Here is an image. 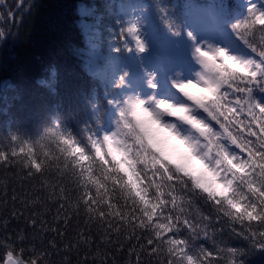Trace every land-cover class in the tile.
I'll list each match as a JSON object with an SVG mask.
<instances>
[{
  "label": "snow or ice",
  "instance_id": "obj_1",
  "mask_svg": "<svg viewBox=\"0 0 264 264\" xmlns=\"http://www.w3.org/2000/svg\"><path fill=\"white\" fill-rule=\"evenodd\" d=\"M145 7L142 0H128L133 14L121 17L111 32L113 56L135 57L143 67L145 57L153 50L157 60L171 58L179 53L181 42L187 41L192 54L215 79L201 73L200 80L192 82L197 89L191 93L184 91L189 82H181V97L170 100L153 96L152 110L138 96L128 97L125 104L117 105L116 131L105 135L102 143L89 137V145L83 146L71 134H63L59 125L48 130L43 141L54 143L61 158L65 151L77 157L80 175H99L97 182L101 184L105 178L113 180L110 193H122L120 199L114 200L110 193L98 195L77 179L74 185L68 183L73 188L76 212L82 210L89 222L105 229L103 235L112 230L127 231L140 249L136 252L129 245L135 264H141L142 253L164 256L163 264H223L225 252L232 257L242 253L235 249H219L217 253L202 250L193 256L189 242L180 233L187 231L193 239L211 237L208 225L212 217L199 210L193 217L186 208L193 201L185 193L195 190L211 194L213 189H225L217 192L223 199L210 201L219 213L216 222L227 218L236 235L264 248V101L257 100L255 94L257 88L264 93V0H245L246 15L231 25L235 38L259 60H243L223 48L213 50L200 42L197 30L207 34L209 29L207 0H190L182 6L179 18L157 0L165 36L154 34ZM222 7L229 12L226 5ZM145 75L148 86L155 89L156 77L147 70ZM127 78L125 71L117 87H123ZM206 86L215 91L211 104L200 97ZM164 104L172 110L162 111ZM189 132L191 135H186ZM19 139L12 137L13 142ZM46 147L43 142H39V150L24 143L10 152H0V162L20 165L30 178L36 174L45 177L51 172L44 169L43 161L51 153L44 150ZM59 177L62 183L66 181L63 175ZM59 192L64 197L59 209L72 207L66 187H59ZM109 209L118 211L109 214ZM70 220L65 212V228ZM31 223L35 229L38 221L32 218ZM39 223L41 230H48L43 228V221ZM136 229L142 231L136 233ZM55 230L59 235V229ZM79 235L87 242L88 233ZM0 246L5 248L0 264H43L35 250L25 259L23 248ZM232 264H236L234 259Z\"/></svg>",
  "mask_w": 264,
  "mask_h": 264
},
{
  "label": "trees",
  "instance_id": "obj_2",
  "mask_svg": "<svg viewBox=\"0 0 264 264\" xmlns=\"http://www.w3.org/2000/svg\"><path fill=\"white\" fill-rule=\"evenodd\" d=\"M142 2L152 13L154 34L165 36L157 0ZM189 2L159 0L178 18L182 6ZM222 4L229 9L225 21L232 25L237 12L230 0H222ZM82 8L88 11L85 16L80 14ZM129 12L128 0H0V152H10L24 143L39 150V142L46 143L44 150L51 152L43 161L45 172L51 170L45 177L36 174L30 178L20 165L0 162V245L23 248L25 259L35 250L43 264H135L129 245L140 252L136 239L123 229L103 235L105 229L89 222L82 210L76 212L73 188L68 186L79 179L102 195L110 193L114 181L105 178L101 184L97 182L99 175H80L77 157L65 151L61 158L54 143L43 141L46 132L57 125L63 134H71L83 146L89 145V137L102 143L105 135L116 131L117 105L124 104L117 81L125 71L129 76V71L138 65L133 63L134 57L113 56L111 32L121 17L128 18ZM82 21L92 23L91 28L98 32L85 30ZM87 35L93 38L88 40ZM93 42L100 45V53L91 49ZM179 53L184 63L198 61L190 42L182 41ZM122 59L126 66L116 78V62ZM255 94L257 100L264 101V93L258 88ZM13 136L20 139L13 142ZM59 175L66 181L62 183ZM59 187H66L72 207L59 209L64 199ZM110 194L114 200L122 195ZM185 196L193 201L190 207L186 205L193 217L197 210L212 217L208 225L210 238L193 239L187 231L180 233L189 242L190 254L235 249L242 254L232 257L225 252L223 264H232L233 259L236 264H264V248L236 235L227 218L216 222L219 213L210 201L223 197L195 190ZM108 211L115 214L118 209ZM65 212L71 217L67 228L63 224ZM32 218L38 221L35 229ZM40 221L47 231L41 230ZM85 232L87 242L79 235ZM4 252L0 246V260ZM163 260L164 256L141 254V264H163Z\"/></svg>",
  "mask_w": 264,
  "mask_h": 264
},
{
  "label": "rangeland",
  "instance_id": "obj_3",
  "mask_svg": "<svg viewBox=\"0 0 264 264\" xmlns=\"http://www.w3.org/2000/svg\"><path fill=\"white\" fill-rule=\"evenodd\" d=\"M240 2L243 5L245 3L244 0H240ZM82 13L85 14L86 11L82 9ZM212 16H215L216 19H218V17L220 19L223 18L221 10H216L214 7H211L208 10L206 20L209 25V29L207 34L201 33L199 32V30H197V35L199 36V40L201 43H204L206 47L211 46L213 50L217 48H223L229 54L237 56L238 58H241L243 60L256 59V57L250 53V49H248L245 45L238 41L235 36L224 26L222 27L220 24H216ZM89 27L90 24L84 22L85 30H89ZM92 48L99 52V46L97 44H93ZM164 54L165 53H161V55ZM169 61L170 58L157 60L155 58V50H153L152 55L145 58L144 66H139L138 70H144V77L146 76L145 70L151 72L156 77V80H158V82L156 80L154 81V83L156 84V88L153 89L148 86L147 77L144 83H139L134 79H128L126 80V83L122 88L124 99L127 101L128 97L130 96H138L141 100L146 102V107H148L149 110H152L154 107V102L152 100L153 96H155L157 99L165 97L168 99H174L181 97L182 94L179 91H175L169 86L171 80L170 78H168V75H172V73H174L173 69H171L169 66ZM115 67L116 70L114 73L118 74L119 70L122 69V66L120 63H118ZM201 73V68L194 67L193 69L189 70L185 75L181 76L179 79L183 80L182 82H196L200 80ZM173 80L177 81L178 79L174 77ZM176 85L178 86L179 83ZM186 135L190 136L191 132L186 133ZM209 159H211L210 155ZM225 187H227V185H225ZM213 193L215 192H212L211 194Z\"/></svg>",
  "mask_w": 264,
  "mask_h": 264
},
{
  "label": "clouds",
  "instance_id": "obj_4",
  "mask_svg": "<svg viewBox=\"0 0 264 264\" xmlns=\"http://www.w3.org/2000/svg\"><path fill=\"white\" fill-rule=\"evenodd\" d=\"M202 74L205 77H212L213 79H215V77L212 75V73L209 71H205L204 68H203ZM196 89H197V85L192 83L191 81H189V83H188L187 87L184 89V91L191 93L192 91H195ZM214 96H215V91L211 86H206V91L200 93V97L202 98V101H207L209 104L213 103V97ZM161 110L164 112H167V111H171L172 108L169 104H164L161 106ZM201 131H205V130L201 129ZM213 192L223 193V192H225V189H219V190L213 189ZM21 264H27V262L22 261Z\"/></svg>",
  "mask_w": 264,
  "mask_h": 264
},
{
  "label": "bare ground",
  "instance_id": "obj_5",
  "mask_svg": "<svg viewBox=\"0 0 264 264\" xmlns=\"http://www.w3.org/2000/svg\"><path fill=\"white\" fill-rule=\"evenodd\" d=\"M156 68V67H155Z\"/></svg>",
  "mask_w": 264,
  "mask_h": 264
}]
</instances>
